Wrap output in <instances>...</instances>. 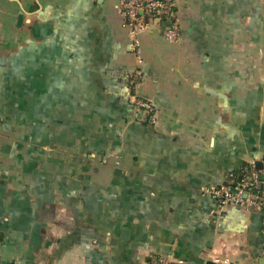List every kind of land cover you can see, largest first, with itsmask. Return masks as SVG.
<instances>
[{
    "label": "crops",
    "instance_id": "1",
    "mask_svg": "<svg viewBox=\"0 0 264 264\" xmlns=\"http://www.w3.org/2000/svg\"><path fill=\"white\" fill-rule=\"evenodd\" d=\"M118 1L0 0V264H264V187L200 191L264 164V0H176L137 47Z\"/></svg>",
    "mask_w": 264,
    "mask_h": 264
},
{
    "label": "built area",
    "instance_id": "2",
    "mask_svg": "<svg viewBox=\"0 0 264 264\" xmlns=\"http://www.w3.org/2000/svg\"><path fill=\"white\" fill-rule=\"evenodd\" d=\"M176 0H119L117 11L123 19L132 46L137 47V37L144 29L149 27L150 21L161 22L165 20L167 25L162 28L163 37L169 42H178L182 31L177 22ZM139 72L132 71L127 74V82L130 88L139 82ZM131 103L137 113L147 116L150 122H154V109L148 101L132 97ZM239 180L229 173L224 185L213 188L201 187L203 195L209 196L215 203L216 212L221 213L228 205L250 206L258 204L255 189L261 185L264 187V164L256 168L252 162L240 169ZM264 258V257H263ZM167 257L153 255L149 257L148 264H170ZM214 264H229L227 260L216 259Z\"/></svg>",
    "mask_w": 264,
    "mask_h": 264
},
{
    "label": "trees",
    "instance_id": "3",
    "mask_svg": "<svg viewBox=\"0 0 264 264\" xmlns=\"http://www.w3.org/2000/svg\"><path fill=\"white\" fill-rule=\"evenodd\" d=\"M161 27H165L167 25V22L165 20H162L161 22H159Z\"/></svg>",
    "mask_w": 264,
    "mask_h": 264
},
{
    "label": "rangeland",
    "instance_id": "4",
    "mask_svg": "<svg viewBox=\"0 0 264 264\" xmlns=\"http://www.w3.org/2000/svg\"><path fill=\"white\" fill-rule=\"evenodd\" d=\"M182 31V30H181Z\"/></svg>",
    "mask_w": 264,
    "mask_h": 264
},
{
    "label": "water",
    "instance_id": "5",
    "mask_svg": "<svg viewBox=\"0 0 264 264\" xmlns=\"http://www.w3.org/2000/svg\"><path fill=\"white\" fill-rule=\"evenodd\" d=\"M263 262V261H262Z\"/></svg>",
    "mask_w": 264,
    "mask_h": 264
}]
</instances>
